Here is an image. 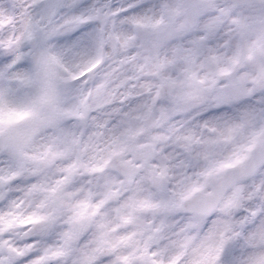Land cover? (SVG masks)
I'll use <instances>...</instances> for the list:
<instances>
[{
	"label": "snow or ice",
	"instance_id": "obj_1",
	"mask_svg": "<svg viewBox=\"0 0 264 264\" xmlns=\"http://www.w3.org/2000/svg\"><path fill=\"white\" fill-rule=\"evenodd\" d=\"M0 264H264V0H0Z\"/></svg>",
	"mask_w": 264,
	"mask_h": 264
}]
</instances>
